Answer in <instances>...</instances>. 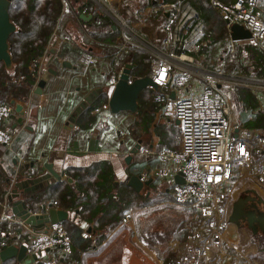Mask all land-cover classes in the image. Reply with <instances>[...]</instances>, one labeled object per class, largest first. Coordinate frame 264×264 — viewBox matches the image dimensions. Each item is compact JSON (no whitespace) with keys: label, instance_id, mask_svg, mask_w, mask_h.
I'll return each instance as SVG.
<instances>
[{"label":"crops","instance_id":"obj_1","mask_svg":"<svg viewBox=\"0 0 264 264\" xmlns=\"http://www.w3.org/2000/svg\"><path fill=\"white\" fill-rule=\"evenodd\" d=\"M92 1L95 8L100 7L104 11L105 8L101 7L103 1L110 8H119L122 16H124V13L127 16L126 21L119 17L120 20L125 22L126 30H124L116 21V17L115 19L108 11H104L114 22L113 29L118 28L122 32L120 48L114 56L109 57V50H104L105 46L97 45L96 43L99 42L92 39L86 31L83 33L86 27L84 22L92 20V13L83 12L86 15H92L90 20L83 19L81 14L79 19L76 18L77 20L72 17L65 19L62 26L58 28L59 33L57 32L53 36L49 47L56 49V55L47 54L46 57H43L40 67V76L50 67L55 69L57 74H53L45 83L42 94H37L33 90L28 101L14 99L17 103L23 105L25 114L21 115L16 111V115L4 125L10 132L17 135V140L15 153L10 152L5 145L0 143V165L12 164L14 176L19 177L18 174H20L22 176L21 180H24L46 173L45 164L51 163L56 171L59 173L64 172L62 178L64 180L65 169L68 167H85L98 161L108 160L112 165L115 177L116 186L113 188V192L117 191V193L122 194L121 185L122 183H127L126 179L131 176L129 170L130 166L136 163V154L138 156L144 155L145 159L152 162L153 167H147L137 174L142 175L143 181L152 180V182L145 185L139 193L142 194V191L147 187L156 188L160 181V183L169 185L172 189L170 199L166 197L167 199L165 198L159 203L160 205H166L170 200L172 202L176 185L172 184L171 181L162 179L158 174L157 171L161 162L158 155L142 154L141 148L145 146L156 151H160L163 148L178 150L180 148V139L179 137L176 139L175 136L179 133L181 138V123L178 124V120L173 119L158 122L155 118L154 101L153 106L145 105L142 113L125 111L113 114L111 110L101 109L99 112H95V109L96 107L102 108L104 103H109V97L113 90L111 83L112 73L123 69L127 63L135 65L133 62L134 54L133 52L129 53L130 46L136 45L135 36L145 40L156 49L168 50L173 27L171 17L165 12L157 11L154 5L141 8L135 13L133 10H135L134 7L136 8V5L133 4L134 7L128 4L126 6L123 5L126 0ZM114 25H116L115 28ZM247 42L250 41H238L233 44L230 53L222 66H220L224 71L231 74L249 75L245 72V68L242 65L243 45ZM88 56H97L99 60L95 64H89ZM198 56L203 58V60L205 59L202 53ZM51 59L52 61H49ZM64 60L69 64L63 66ZM180 71H182V68L177 65L174 69L176 76ZM201 81L202 79L200 78L195 82L190 93L198 92L200 89L199 82ZM97 87H103L104 92L88 107H92L90 113L91 116H95L96 121L88 127H81L79 118L88 111L87 108L78 115L73 127L68 129L67 123L76 107ZM145 90L154 91L155 93L158 91L152 87ZM231 91L228 92L230 100ZM186 93H188L187 90L183 91L174 83L170 86V96L173 98ZM257 97L259 99V109H263L264 97L263 95ZM134 118H137V124L143 128L147 127L148 129L151 127L152 137L150 136L147 142L142 139V141H138L135 144L133 138L128 137L131 139H127L120 134V130L127 133L125 131L128 129L127 125ZM145 118L148 123H145ZM158 123L159 125H157ZM165 142L168 147H166ZM137 144L141 146L140 150L137 153H132L133 149H137ZM130 154H132V158L128 163L126 158ZM12 157H14L13 161L11 160ZM33 161H35V167L27 169L26 165ZM22 169H25V175L21 174ZM235 177L237 185L234 189V196L236 200L246 193H253L252 190H255L256 193L264 198V185L258 179L240 175L237 170ZM54 181L57 180H47L42 185L40 184L39 187L30 186L25 191L34 192V190L46 187L50 182ZM250 183L254 185L251 186ZM7 193L3 202L7 198ZM147 197L149 198V196ZM3 202H1V209ZM49 206L47 204L46 207L30 210L32 212L46 211ZM84 208L85 204H82L77 209L78 212L77 210L69 211L68 218V220L79 225L84 232L88 233V236L83 235L84 237L92 240L93 247L80 254L79 261L82 264H176L175 253L171 248V243L176 240L184 242L198 222V216L194 210L179 208L182 212L195 217L196 221H189L190 218L187 219L185 215L182 221H135L133 226L124 225L120 221V224L113 228L106 239L103 238L98 241L99 233L94 230L96 221L91 219L88 213L83 212ZM9 213L12 217L19 218L12 211V202ZM0 221H4L0 224L7 223L12 229L13 226H19L23 231H26L25 228H27L25 225L10 222L9 219L2 220L0 217ZM244 229V227H238L231 222V226L225 233L228 243L212 246L214 254L212 256V264H235V260L230 256L233 251L232 248H229L230 244H237L241 252L250 251L249 259L255 261L253 264H264V253L260 252L258 248L256 249V244H254L256 243L254 240H258L256 238L261 237L264 240V232L248 234L247 230ZM23 234L24 232L13 230V234L8 237V239L13 238V240H10L9 243L7 242L8 246L16 245L20 247L24 244ZM169 252L173 253L172 257H167ZM260 253L263 256H260ZM65 259L60 257L59 264H67ZM16 260L18 259L15 257L6 263H12ZM24 262L25 264H32L33 259L28 257Z\"/></svg>","mask_w":264,"mask_h":264},{"label":"built area","instance_id":"obj_2","mask_svg":"<svg viewBox=\"0 0 264 264\" xmlns=\"http://www.w3.org/2000/svg\"><path fill=\"white\" fill-rule=\"evenodd\" d=\"M213 7L223 15L225 26L233 44L232 27L240 24L252 33L250 42L264 52V2L260 0H236L227 4L221 0H210ZM160 12L170 13L172 32L168 50L163 51L148 46L155 61L151 77L158 84L159 90L154 94L156 120L165 122L178 120L181 123L180 148L178 150L163 148L156 151L142 147V154L158 155L160 167L158 173L164 180L176 185L172 203L178 208L194 210L198 216L197 225L184 242L174 241L171 248L175 253L176 264H212V246L228 243L225 233L231 226L230 217L236 201L234 189L237 185L236 170L245 177H255L264 185V130L248 129L233 119V108L228 92L238 87L252 88L255 94L264 97V76L253 78L242 74L227 73L220 67L209 70L204 66L201 53L204 22L197 9L188 0L178 5L161 3L154 5ZM67 6H65V9ZM124 30V21H117ZM58 32L55 30L53 36ZM59 33V32H58ZM61 34V33H60ZM53 38V37H52ZM141 42L135 36L137 45ZM139 46V45H137ZM233 46V45H232ZM49 53V49L47 51ZM46 53V54H47ZM97 56H88V63L98 62ZM180 65L182 71L175 76L174 69ZM122 69L114 71L111 83L114 86ZM202 79L198 92L192 91L195 82ZM176 84L188 93L177 97L170 96V86ZM111 110L109 103L102 108ZM16 115V105L0 104V143L15 153L17 135L4 127ZM122 134L125 132L120 130ZM120 133V134H121ZM181 174L184 182H175V176ZM19 180L14 178L13 185ZM12 188L2 204L1 219L25 225L28 238L24 240L27 257L32 264H59V258H69L73 254L71 238L63 222L47 223L42 230H37L20 218L10 215L13 195ZM122 223L133 226L136 209L129 207L131 201L124 197ZM46 211L36 213L47 214ZM4 222V221H0ZM9 229V230H8ZM4 231V236L13 234L12 227ZM88 236L87 232L83 233ZM9 244L0 240V251ZM230 256L235 264H253L249 259L250 251L241 252L237 244H230ZM25 259V260H26ZM25 264L24 260L12 263ZM69 264H82L73 260Z\"/></svg>","mask_w":264,"mask_h":264},{"label":"trees","instance_id":"obj_3","mask_svg":"<svg viewBox=\"0 0 264 264\" xmlns=\"http://www.w3.org/2000/svg\"><path fill=\"white\" fill-rule=\"evenodd\" d=\"M182 0H126L125 6L136 5L135 13L141 8L149 5L170 3L178 5ZM197 9L204 22L202 55L205 56L204 66L209 70H217L222 66L224 60L232 49L233 42L229 38L222 13L211 4L210 0H188ZM231 4L236 0H221ZM264 2V0H260ZM68 4L69 10L64 11ZM83 12L92 13L93 18L84 22L86 27L83 30L92 37L97 45L105 46L109 50V57L115 55L120 48L122 32L120 29H113L114 22L102 9L95 8L92 0H13L10 7V15L18 25L19 31L14 33L10 42L11 52L15 64V72L10 73L3 63L0 64V104H8L12 100L28 101L38 83L41 72L43 57H46L55 30L62 26L68 17L79 19ZM76 19V20H77ZM81 21V20H80ZM82 22V21H81ZM107 47V48H106ZM133 52V62L136 65L134 75L141 77L151 75L155 58L151 50H142L136 45L130 46ZM249 51V53L246 52ZM47 53V54H46ZM242 65L245 72L253 78L264 76V52L256 44L247 42L243 45ZM249 55V58H247ZM255 61V71L246 69L249 60ZM218 61L217 65L216 62ZM247 70V71H246ZM176 76V74H174ZM244 110L240 115L241 124L248 129L261 128L264 130V109H259V99L252 88L238 87ZM150 91V98L146 99V90L139 97L138 113H142L145 105L153 106V93ZM150 100V103L147 101ZM152 101V102H151ZM97 106V105H96ZM87 112L79 118L81 127H88L96 121L95 116ZM97 108V107H96ZM168 140V139H167ZM166 147L168 144L165 142ZM14 157L11 158L13 161ZM2 163V162H1ZM11 163V162H10ZM12 164H1L0 166V217L2 213L1 202L5 194L13 185V178L21 180L22 176H14ZM153 167L148 159L133 163L130 166L129 174L141 173L145 168ZM116 186L114 171L108 160L95 162L85 167L71 166L65 169V179L62 181L50 182L46 187L33 191H20V200L26 203L29 209L36 210L39 207H46L49 204L53 208L75 211L80 205L85 204L83 212L88 213L90 218L95 220L94 230L99 233L98 241L106 239L108 234L123 219L124 197H129L131 204L135 207L145 208L150 203L148 197L137 192L128 183H122V194L113 192ZM72 241L73 254L66 258L67 264L73 260H80V254L93 247L92 240L83 236V229L76 223L66 220L63 222ZM9 224H0V240H7L9 243L13 238L4 236V231ZM13 230L23 232L19 226ZM27 237V233L23 234ZM169 252L167 257H172ZM10 263V262H9Z\"/></svg>","mask_w":264,"mask_h":264},{"label":"water","instance_id":"obj_4","mask_svg":"<svg viewBox=\"0 0 264 264\" xmlns=\"http://www.w3.org/2000/svg\"><path fill=\"white\" fill-rule=\"evenodd\" d=\"M12 2L13 0H0V64L3 63L10 73L15 71L10 38L14 33L19 31L18 25L13 21L10 15V7ZM166 14L169 16L170 13L167 12ZM81 17L85 20H90L92 15H86L82 13ZM115 27L116 25H114V28ZM231 36L232 40L236 42L248 41L252 39V33L240 24L233 25ZM49 54L55 56L56 49L53 47L49 48ZM49 61H52V59ZM67 64L69 63L64 60L63 66ZM135 68L136 65L130 63L125 64L120 78L113 86L112 93L109 97V105L113 114H119L120 112L125 111L137 112L141 93L149 87L159 90L158 84L150 75L141 77L135 76ZM53 74L56 75L57 71L52 67L48 68L47 71L40 76L34 92L37 94H42L45 83L51 78ZM102 92H104L103 87H97L82 100V102L78 105V107H76L75 111L69 118L67 123L68 129L73 127V125L76 123L78 115L83 112V110L87 109ZM11 103L16 105V111L18 113L21 115L25 114V109L21 103H17L15 100H12ZM177 123L179 124L180 122L177 121ZM136 146L137 149H133L132 153H137L140 150L141 146L139 144ZM131 158L132 154L127 156L126 161L129 163ZM34 167L35 161L26 165L27 169ZM45 168L47 169V172L38 177L17 181L12 188L13 195L9 197L10 202H12V211L14 215L25 221L26 224L33 226L37 230H42L47 223L54 224L58 222H64L69 218V211L59 208H51L47 214L32 212L27 207L26 203L19 199L21 195L20 191H25L30 186L39 187L40 184L42 185L44 182L50 179H55L57 181L62 180L64 172L59 173L56 171L51 163H46ZM25 172V169L21 170L22 175H25ZM126 181L129 186L133 187L138 192L141 191L145 185L152 182V180L143 181L142 175L140 174H133L129 176ZM175 181L179 184H182L184 179L182 175L179 174L175 177ZM252 192L256 193L255 190H252ZM250 206L252 208H250ZM230 221L238 227H242L244 223H248V227L252 228L255 234L258 231L256 224H259L261 227V232H264V198L261 196H259V198H255L253 196H245L244 198L239 197L234 203ZM26 252L27 247L25 244H22L20 247L16 245H10L0 251V264L6 263L15 257L18 260H25L27 257Z\"/></svg>","mask_w":264,"mask_h":264},{"label":"rangeland","instance_id":"obj_5","mask_svg":"<svg viewBox=\"0 0 264 264\" xmlns=\"http://www.w3.org/2000/svg\"><path fill=\"white\" fill-rule=\"evenodd\" d=\"M123 5H124V3H123ZM66 6H67V8L65 9V7H64L63 12H67L69 10L68 4ZM96 6L98 7V5H96ZM101 7H104L105 10L108 11V13L112 14L113 17L114 18L116 17L119 21H121L120 18H122L126 21L127 16L125 15V13L123 14L124 16H122L119 8H116V7L110 8L109 6L105 5V3L103 1H102ZM98 8H100V7H98ZM117 19H116V21H118ZM137 45H139L138 47L141 48L142 50H145V51L148 49V46H151L150 44H148L143 39H141V42H138V40H137ZM131 52L132 51H129V53H131ZM246 52L249 53L248 50H246ZM247 58H249V55ZM248 60L250 63H248V66L246 67V69H249L250 72L255 71V66L257 63H255V61L253 59H248ZM217 63H218V61L216 62V65H217ZM14 72H12V73H14ZM232 90L233 91H231V101H232V105H233V119H234V122L236 124H239V123H241L240 115H241L242 111L244 110V106H243L241 99H239V96H238L239 93H237V91H235L237 89H235V90L232 89ZM146 93H147L146 99L150 98V96H151L150 91H146ZM147 102L150 103V100ZM263 109H264V107H263ZM155 118H156V113H155ZM145 123H148L146 118H145ZM157 125H159V123ZM127 128L128 129L125 130L127 133H124V134L121 133L122 137L127 138V139L133 138V141L135 144L138 141H142V139H145L147 142L150 139V136L152 137L151 127L147 129V127L143 128L142 126L138 125L137 124V118H134L131 122H129L127 125ZM128 137H131V138H128ZM178 137L180 139L179 133L177 136H175V138L177 139ZM144 159H145L144 155L138 156V154H136V158H135L136 162L143 161ZM253 185L251 184V186H253ZM115 193H117V191H115ZM171 193H172V189L170 188V186L166 185V184H162V182L160 183V181L158 182V185L156 188L151 189V188L147 187L145 190H143L142 191L143 197H145L144 195L149 196L150 203L145 208H142L139 206L135 207L133 204H131L129 206V207H132L133 209L137 210L135 221H182L184 218V215L187 216V219L190 218L189 221H196L195 217L191 216V214L182 212L181 209H179L177 206L172 204L171 200L169 201L170 204L169 203L166 205H162V204L160 205L159 204L166 197H168L170 199ZM129 199L130 198L127 197V200H129ZM22 231H23V229H22ZM247 232H248V234H250L249 231H247ZM28 237L29 236L27 234V237H25L24 240H26ZM256 239H258V240H254L256 242V243H254V244H256L255 248L256 249L258 248L260 250V252L264 253V240L261 237L256 238ZM249 248H251V246H249ZM262 253H260V256L261 255L263 256ZM253 262H255V261H253ZM257 264H260V263H257Z\"/></svg>","mask_w":264,"mask_h":264},{"label":"flooded vegetation","instance_id":"obj_6","mask_svg":"<svg viewBox=\"0 0 264 264\" xmlns=\"http://www.w3.org/2000/svg\"><path fill=\"white\" fill-rule=\"evenodd\" d=\"M245 196H253V197H255V198H259L260 195H259L258 193H246V194H244V195L241 196V197L244 198ZM251 204H252V203H251ZM250 208H252V207L250 206ZM249 211H250V210H249ZM257 219H259V218H257ZM242 227H244L247 231H249V233H251V234L254 233V232H253V229L248 227V223H244ZM256 227H257V230H258L256 234H259V233L261 232V227H260L259 224H256Z\"/></svg>","mask_w":264,"mask_h":264}]
</instances>
